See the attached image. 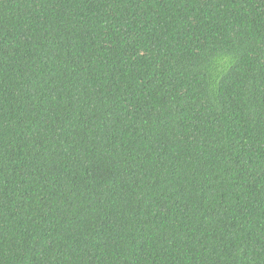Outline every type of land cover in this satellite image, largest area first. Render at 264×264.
<instances>
[{
	"label": "trees",
	"instance_id": "obj_1",
	"mask_svg": "<svg viewBox=\"0 0 264 264\" xmlns=\"http://www.w3.org/2000/svg\"><path fill=\"white\" fill-rule=\"evenodd\" d=\"M0 264H264V0H0Z\"/></svg>",
	"mask_w": 264,
	"mask_h": 264
}]
</instances>
